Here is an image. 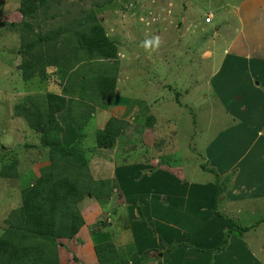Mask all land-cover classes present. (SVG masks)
Masks as SVG:
<instances>
[{
    "label": "rangeland",
    "instance_id": "1",
    "mask_svg": "<svg viewBox=\"0 0 264 264\" xmlns=\"http://www.w3.org/2000/svg\"><path fill=\"white\" fill-rule=\"evenodd\" d=\"M118 1L64 0L50 10L51 14L60 12L61 16L33 21L32 31L18 11L19 0H0V22L4 23L0 25V153L9 158L16 154L21 173L16 179H0V238L15 228L12 222L19 218L23 183L28 179L34 181L39 176L37 169L49 164L48 150L41 149V137L22 117L16 116L15 103L26 94L62 92L59 83L38 79L37 87L40 83L47 87L39 90L32 86L28 93L9 89L13 77L21 71V50L40 32L47 35L64 30L66 23L84 10L96 13L107 35L119 46L118 59L99 60L88 66L117 73L114 100L106 109L88 110L81 121L86 132L82 145L91 154L88 169L92 178L109 180L117 188L109 200L86 195L79 207L85 226L75 239L62 241L59 249L48 254L47 261L98 264L95 246L114 240L121 248L134 242L139 255L154 248L147 264H168L167 258L172 255L179 257L176 264H235L234 257L239 258L236 264H264V194L257 196L260 187H264V162H251L246 157L253 144V140L247 139L264 134L258 130L251 135L252 109L241 102L242 97H232L231 92L220 94L211 86L212 79L222 81L227 76L232 80L227 64H239L234 58L237 52L245 51L249 61L264 60V0ZM100 3L107 6L100 9L96 6ZM68 9L71 14L66 16ZM207 16L211 22L205 20ZM257 22L262 25L258 27ZM56 37L51 45L55 49L71 43L69 40L66 45L70 37L62 32ZM159 57L168 58L169 65L164 67L163 60L157 65ZM72 71L76 72L75 68ZM255 71L264 74V68L257 67ZM15 82L24 87L20 80ZM174 89L182 91L181 104L175 100ZM227 99L236 103L235 113L231 104L228 107ZM252 99L264 101L260 95ZM138 100L146 101L155 114L154 128L140 124ZM112 117L124 119L130 126L113 149L94 148L97 130L103 129ZM58 120L70 128L68 111L59 114ZM69 131L62 133L61 142L73 145L77 136ZM77 131L80 133V129ZM213 150L221 154L210 155ZM259 177L260 186L250 193L257 199L232 194L249 190L258 184L254 179L260 180ZM218 180L227 190L216 202ZM200 188L209 204L206 209H190L188 201L195 193L198 198ZM146 199L150 211L145 210ZM138 204L146 218H150L152 236L145 233L148 229L140 221ZM215 208L248 228L242 238H230L224 253L211 250L221 245L233 225L221 220ZM201 210H206L204 216ZM104 220L112 223V228L94 234L93 227ZM185 244L190 246H181ZM174 245L178 246L174 250L180 252H171L167 258L159 252ZM197 248L208 252L196 251Z\"/></svg>",
    "mask_w": 264,
    "mask_h": 264
},
{
    "label": "trees",
    "instance_id": "2",
    "mask_svg": "<svg viewBox=\"0 0 264 264\" xmlns=\"http://www.w3.org/2000/svg\"><path fill=\"white\" fill-rule=\"evenodd\" d=\"M19 1L18 11L25 20V26L32 31L33 21L38 23L40 20L47 21L61 16L60 12L51 14L50 10L54 5H62L64 2V0ZM96 6L102 9L107 5L100 3ZM70 14L71 9H68L66 16ZM99 20L95 12L83 10L81 15L75 16L66 23L64 30L47 35L40 32L34 35L31 41L25 43V47L21 50L20 54L23 58L21 71L17 77H13L14 82L9 89L21 90V92L25 90L28 93L32 86H36L39 90L46 88L47 86L41 83L37 87L35 82L38 79L43 82L53 80L59 83L62 92L61 94L55 91L41 95L26 94L15 103L16 116L22 117L31 130L35 131L36 136L41 137V149L48 150L49 164L37 169L39 176L34 181L31 179L30 182L28 179L27 183H23L19 218L12 222L15 228L0 238V264H60L58 261H47L49 259L47 256L59 249L60 244H63L62 241L75 239L85 226L86 220L79 207L86 195L90 193L92 197L96 195L98 200H109L110 194L117 188L111 186L109 180L97 181L92 178L88 169L91 154L87 153L82 145V138L86 137L85 126L81 122L82 117L84 118L88 110H94V107L108 108L117 90V73L110 74L109 69L105 72L88 68L90 64L99 60H116L119 56L118 44L107 35L106 29ZM0 25L4 23L0 22ZM61 32L70 37L66 45L70 43L69 40L71 43L68 47L55 49L51 45L57 39L56 35ZM60 60H64L65 63H58ZM162 60L165 62L163 63ZM162 60L160 57L157 58V65L158 62H162L164 67L169 65L168 58ZM56 67L57 71L54 70L56 74L53 75L52 69ZM74 68L76 72L72 71ZM153 78L156 79L155 76ZM15 80L23 82L24 87H20ZM178 90L174 89L175 100L181 104L182 91ZM136 104L141 109L140 124L154 128L157 119L150 106L142 100H138ZM66 111L71 117L70 128H66L60 123L61 120H58V115ZM129 126L130 123L124 119L110 118L103 129L97 130L94 148L113 149L117 139ZM77 129H80V133ZM66 130H70L68 133L73 130L70 135L77 136L73 145L61 142V135ZM2 154L1 152L0 179L21 177L17 155L9 158L8 155ZM133 166L136 168L137 165ZM202 168L207 169L206 165H202ZM209 170L218 175L217 170L213 168ZM226 190L225 185L223 186L218 180L216 202ZM144 202H146L145 210H149V200L146 199ZM137 207L140 221L148 229L145 233L149 236L154 235L148 220L150 218L144 215L141 204ZM214 211L221 220L231 222L233 225L227 231V236L221 245L211 250L213 253H224L227 251L230 238L233 236L242 238L248 228L221 214L218 209L215 208ZM108 228H112V223L106 220L98 221L92 231L94 234L103 231L106 233ZM134 245L133 242L132 245L121 248L115 245L114 240L97 244L94 248L97 262L98 264H147L152 251H155L154 248L146 249L144 253L141 251L139 255ZM176 247L178 246L174 245L164 252H159L168 257ZM196 251L208 252V249L197 248Z\"/></svg>",
    "mask_w": 264,
    "mask_h": 264
},
{
    "label": "crops",
    "instance_id": "3",
    "mask_svg": "<svg viewBox=\"0 0 264 264\" xmlns=\"http://www.w3.org/2000/svg\"><path fill=\"white\" fill-rule=\"evenodd\" d=\"M263 22V20H262ZM262 22H257V26L260 27V25H262ZM262 43V41H260ZM246 49V47H245ZM248 49H251L250 47H248ZM243 53H246L245 51ZM241 52H237L234 54V58L235 61L238 62V65H235L233 63H230L228 61V69H231L229 72L231 74V78L232 80H228L227 76H225V78H223V80H214L212 79V84L211 86L215 87V91L223 94V93H230V95L233 96H240L243 98V101L241 102H246L248 103L250 109H252V116H253V121H252V125L250 130H251V135H256L253 132L255 131H261L262 134H264V113L262 111V108L264 107V101L263 100H257V99H252L254 96H263L264 97V74H259V71H255L257 69V67L259 68H264V65H260L262 63H264V60L259 59V60H254L252 59V61H249L248 59V55H244ZM260 53V52H259ZM257 59V58H256ZM234 61V62H235ZM250 64V65H249ZM253 65V66H252ZM255 65L257 67H255ZM228 72V73H229ZM238 79V80H237ZM237 80V81H236ZM259 80H261L262 82L259 83ZM231 90V91H225V90ZM227 94V95H228ZM251 94H254V96H251ZM251 96V97H250ZM228 100V99H227ZM256 100V102H254ZM258 101V102H257ZM254 102V103H252ZM229 104H231L232 107V112H236L237 107H236V103L231 102L230 100H228V107ZM253 104V105H252ZM261 104V106H260ZM247 134V133H246ZM243 136V135H242ZM244 137V136H243ZM243 140V138H242ZM247 140L251 141L253 140V144H252V149L249 151V154L246 156L247 160L249 161H261L264 162V137H260L259 135L256 137H251L248 138ZM256 140V142L254 141ZM246 142H243V144H245ZM216 147V145H215ZM220 155L221 153L210 151V155ZM262 166H260L261 168ZM264 173V169H262V174ZM261 177V176H260ZM259 177L260 180H258L257 178H255L254 180L258 181V184L256 183L254 186L250 187V189L244 191L241 190V193L234 191L232 194H242V195H246V196H252L254 198L257 199L256 195H250V193L255 189V187L257 185H259V182H262V179ZM260 186V185H259ZM202 188H200L197 192H199V196L197 198L196 193L192 195V199H190L187 203H188V207L197 209L200 207H204L206 209V207L209 204L208 198L207 196H204L201 193ZM208 190V189H207ZM212 189H209L208 191H211ZM264 190V187L262 188V186L260 187V191H258L257 196H261L262 194H264V192H262ZM240 196V195H239ZM255 199V200H256ZM186 203V204H187ZM223 203V202H222ZM203 208V209H204ZM206 210H201L200 214H202L204 216ZM173 250L172 253H177L180 251H175ZM250 252V251H249ZM171 253V254H172ZM167 258V257H165ZM179 257H175V256H171L170 258L168 257L167 259L169 260L168 264H176V260ZM235 260H233L235 262V264L238 262L239 258L234 257ZM248 262V260H247ZM240 263V261H239Z\"/></svg>",
    "mask_w": 264,
    "mask_h": 264
},
{
    "label": "built area",
    "instance_id": "4",
    "mask_svg": "<svg viewBox=\"0 0 264 264\" xmlns=\"http://www.w3.org/2000/svg\"><path fill=\"white\" fill-rule=\"evenodd\" d=\"M206 20H207V22H211L210 17H207Z\"/></svg>",
    "mask_w": 264,
    "mask_h": 264
},
{
    "label": "clouds",
    "instance_id": "5",
    "mask_svg": "<svg viewBox=\"0 0 264 264\" xmlns=\"http://www.w3.org/2000/svg\"><path fill=\"white\" fill-rule=\"evenodd\" d=\"M157 40H158V38H157Z\"/></svg>",
    "mask_w": 264,
    "mask_h": 264
}]
</instances>
